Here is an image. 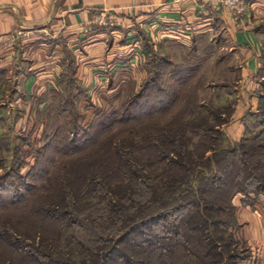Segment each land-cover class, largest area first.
Returning <instances> with one entry per match:
<instances>
[{
  "label": "rangeland",
  "instance_id": "obj_1",
  "mask_svg": "<svg viewBox=\"0 0 264 264\" xmlns=\"http://www.w3.org/2000/svg\"><path fill=\"white\" fill-rule=\"evenodd\" d=\"M179 47L170 46L161 54L158 71L152 53L137 67L96 71V80L88 85L85 84L88 81L76 76L77 66L71 65L61 73V87L39 96L42 100L31 97L26 103L16 102L11 83L0 78V224L13 228L12 236L23 252L31 254L32 245L41 247L45 233L55 234L58 226L40 217L44 207L57 208L65 201L64 207L70 209L72 202H91L88 182L95 172L99 176L102 169L107 172L103 162L114 148H123L136 162L143 163V172L136 177L138 181L128 175L137 190L141 180L159 184L175 175L179 178L185 168L175 167L166 174L165 163L152 164L157 161L153 136L157 145H162L159 138H167L170 143L163 142L162 146L169 151L168 156L176 157V150L200 147L201 135L205 134L200 127L218 125L216 116L221 114L226 120L218 126L223 137L215 143L221 148L237 149L238 162L228 168L229 162L220 155L219 165L213 162L207 169L201 164L203 158L199 159L201 162L187 163L201 170L202 177L222 176L220 190L215 194L224 198L234 193L232 215L218 207L212 211L213 217H207L201 208L203 195L195 192L189 199L194 198L196 205H200L201 214L191 207L164 220L152 221L141 231L142 237L139 235L140 238L145 235L149 246L142 243L135 247L126 241L119 250L129 254L133 249L148 260L144 264H155L158 252L153 251V235L157 234L158 244L164 242L158 237L169 227L180 224V239L165 240L168 246H173L174 254L181 256L180 259L175 256V264H264V120L258 123L259 116L256 119L245 116L242 119L247 127H244L239 117L256 107L257 98L249 102L239 72L237 82L231 75L230 88L222 85L226 72L221 67L226 64L219 65L220 52L215 56L198 54L187 61L186 52L192 46ZM190 60L201 69L188 79L185 73ZM198 151L196 155L200 157L202 150ZM213 154L214 151H209L206 157ZM199 173L195 174L200 177ZM241 183L245 184V190L237 191L235 188ZM192 186L197 190L200 183L196 186L193 182ZM138 192L141 194V190ZM223 221L229 226L222 225ZM63 242L50 243L52 250L64 249L66 242ZM8 247L0 243V264H9ZM61 259L58 257L51 264H61ZM16 264L35 263L24 258Z\"/></svg>",
  "mask_w": 264,
  "mask_h": 264
},
{
  "label": "crops",
  "instance_id": "obj_2",
  "mask_svg": "<svg viewBox=\"0 0 264 264\" xmlns=\"http://www.w3.org/2000/svg\"><path fill=\"white\" fill-rule=\"evenodd\" d=\"M216 5L218 0H0V78L11 83L16 102L42 100L61 87V73L71 65L88 85L96 71L137 67L152 53L190 48L205 38L214 47L210 56L220 52L222 63L241 73L249 102L257 98L241 121L256 119L264 98V0H245L242 14Z\"/></svg>",
  "mask_w": 264,
  "mask_h": 264
},
{
  "label": "trees",
  "instance_id": "obj_3",
  "mask_svg": "<svg viewBox=\"0 0 264 264\" xmlns=\"http://www.w3.org/2000/svg\"><path fill=\"white\" fill-rule=\"evenodd\" d=\"M179 48L184 49L182 46ZM213 51V45L208 43V40L204 38L203 40L197 41L190 50H187L186 55H189L187 61L192 56L194 57L198 54L203 55L204 53H209L210 55ZM162 58V55L153 56V65L155 66L156 71H158V68L160 67L159 64L162 63ZM165 61L166 60H164V62ZM222 62L223 61L219 59L220 66L224 64ZM221 68L222 71L226 72L222 85L225 88H230V77L231 75L236 77L237 72H235L233 68H227V66ZM187 69L188 71L185 73V76L190 79L194 74L196 75L201 68L192 65V61L190 60ZM263 102L264 98H261L260 111L256 114V118L259 116V119H257L258 123L261 119L262 121L264 120ZM216 118L219 119L217 121H220L218 125H205L200 127L205 132V134L201 135V143H199L200 147L189 148V146H186L184 151L175 149L176 157H173V155L172 158L171 156H168L169 151L162 146L163 142L170 143L167 138L165 140L159 138L162 145H157V142H154L157 141V138L154 140L153 136V150L155 149L156 151L157 161H153L152 164L163 165V163H165L168 168L166 169V174H170L171 169H174L175 167L185 168V170L181 177L176 178L175 175L174 177H170V180L163 182L160 181L159 184H150L145 180L139 181L138 188L141 190V194L138 192L139 190L133 187V179L128 175H131L132 178H135V181H138L136 177L143 172L141 169L143 163L136 162L134 158H131V156L128 155L130 153L124 151L123 148H114L110 151L111 156L109 159L106 157V162H103L107 172L102 169V172L100 171V176L95 172L93 176H91V180L88 182V188L90 189L89 195H91L89 198H92L91 202L75 204V201L72 202L73 204L71 203L72 208L69 209L64 207L65 205L63 203L65 201H63V206H57V208L46 206L43 208L41 215L39 214L40 217H42L48 224L54 223L58 227L53 235L54 237L48 233L43 235L41 241L42 248L40 245H38L39 248L32 245L33 249L31 254L25 253L21 250L17 240L12 236L11 232L13 231V228L11 226L0 224V243L8 245V249L11 252V259L8 263L16 264L26 258V261L31 260L34 261L35 264H51L52 260L57 261L58 257H63V260L66 262L61 259L62 262L59 261L61 264H144V262L148 263V260H144L138 254H135L133 249L129 248L131 250L129 254H127L125 251H120L119 248L120 245L126 243V241H131V244L133 243L135 247L142 243L149 246L147 244L149 242L145 239V235L143 238H140L139 235L142 237L141 231H143L152 221L155 223L157 220H164L165 217L172 216L173 213L176 214L181 210H187L191 207L194 208L193 212L196 214H201L200 210L202 208V210L205 211L204 215H209L210 217H213L215 213L212 211H215V209L219 207L224 211H227L231 216L233 210L231 199L234 193L224 196V198H218L215 194L217 190H220V186L218 185L219 181L222 182V176L219 175L215 179L207 176L202 177L201 173L203 172L201 170L197 169L195 165L187 163L201 162L199 159L203 158L204 161H202L203 163L201 164L207 169L213 166V162H216L218 166V162L221 160L220 155H222V157L229 162L228 168L234 166V162L238 159L236 155L237 149L227 147L221 148L216 144L217 141L223 137V133L218 126L226 122V120L221 118V114L217 115ZM257 125L255 126L257 127ZM256 139L257 138H254V140ZM180 140L182 141V139ZM190 141L189 138V142ZM176 142L177 141L175 140L173 143ZM243 145H245L244 142L240 144L241 148L243 147L244 150L245 148ZM198 150H202L200 151V157L196 155L197 152H199ZM209 151H214V154L206 157V154ZM239 161L245 162L241 159ZM226 167L227 166H225V169ZM196 172H200V177L197 176L198 174H195ZM194 177H197V179L195 180ZM193 182L196 183V186L200 183L197 190L192 186ZM259 182L260 184L262 183L261 181ZM113 183H115V186H113ZM238 185L235 188L237 191L245 190L244 183ZM247 185L249 184H246V188ZM161 186L162 188H160ZM195 192H199L203 195V204H201V208H199V204L196 205L197 203L194 198L189 199V197ZM112 193L118 194L119 197L112 198ZM131 193H133V195ZM204 194L207 196H204ZM94 199L95 201H93ZM217 201L220 203L217 204ZM68 204L70 203H66V205ZM146 220L150 221L146 222ZM203 221L204 220L202 219V222ZM221 223L222 225H228L224 221ZM179 226L175 225L172 228L169 227L167 231H164L165 234L162 236L158 235V238L164 241L161 243L159 242V244L155 241L157 234L153 233V251L157 249L158 252L157 260L155 261L157 263L155 264H175V256L177 259L181 258V256L174 254L173 246L171 245L170 247L167 242H165V240L170 237H172L170 240L175 239L174 237L180 239L179 237L181 234ZM137 237L140 238H138L140 242L139 240L136 242ZM63 240L66 242H63L65 244L64 249L59 248L58 250H52L50 243L54 241L56 243L55 245H57V243L60 244ZM131 255L134 256L131 257ZM53 257H56V260L53 259Z\"/></svg>",
  "mask_w": 264,
  "mask_h": 264
},
{
  "label": "built area",
  "instance_id": "obj_4",
  "mask_svg": "<svg viewBox=\"0 0 264 264\" xmlns=\"http://www.w3.org/2000/svg\"><path fill=\"white\" fill-rule=\"evenodd\" d=\"M200 1L205 3V2H211L212 0H200ZM200 5L201 7H203V4ZM218 6L226 7L236 12L237 14H242L245 11V0H218V5H216V7ZM172 32L182 33L183 30H179V31L172 30Z\"/></svg>",
  "mask_w": 264,
  "mask_h": 264
}]
</instances>
